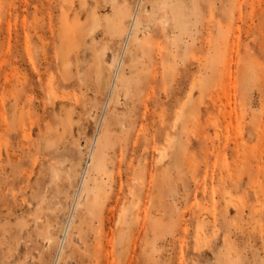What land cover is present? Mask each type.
<instances>
[{"label": "rangeland", "instance_id": "obj_1", "mask_svg": "<svg viewBox=\"0 0 264 264\" xmlns=\"http://www.w3.org/2000/svg\"><path fill=\"white\" fill-rule=\"evenodd\" d=\"M0 264H264V0H0Z\"/></svg>", "mask_w": 264, "mask_h": 264}]
</instances>
